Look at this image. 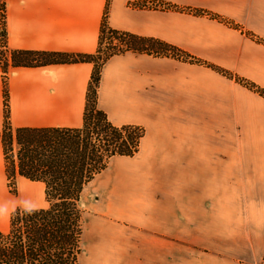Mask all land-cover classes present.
Masks as SVG:
<instances>
[{
	"label": "crops",
	"instance_id": "1",
	"mask_svg": "<svg viewBox=\"0 0 264 264\" xmlns=\"http://www.w3.org/2000/svg\"><path fill=\"white\" fill-rule=\"evenodd\" d=\"M107 3L111 28L197 61L128 51L102 65L97 108L144 135L83 188L91 216L83 210L78 264H253L256 229L243 215L231 229L230 217L258 212L264 228V98L218 69L264 90V0H3L7 44L93 54ZM92 70L9 67L11 127H80ZM3 110L0 69V130ZM7 178L0 144L3 232L16 208L46 207L42 182L16 173L12 194Z\"/></svg>",
	"mask_w": 264,
	"mask_h": 264
},
{
	"label": "trees",
	"instance_id": "2",
	"mask_svg": "<svg viewBox=\"0 0 264 264\" xmlns=\"http://www.w3.org/2000/svg\"><path fill=\"white\" fill-rule=\"evenodd\" d=\"M144 6V4H137ZM3 9V0H0ZM105 8L97 50L93 54L16 50L8 46L4 14L0 16V69L3 81L4 118L0 144L8 178L16 173L44 185L46 207L16 210L7 231H0V264H78L81 252V192L113 156H134L144 135L143 127L112 124L97 108V88L102 65L125 52L196 62L179 48L155 38L137 36L111 28ZM89 62L93 65L87 87L82 125L78 128L13 129L9 122L7 71L9 67ZM224 76L258 93L264 90L229 72ZM16 147V151L14 150Z\"/></svg>",
	"mask_w": 264,
	"mask_h": 264
},
{
	"label": "rangeland",
	"instance_id": "3",
	"mask_svg": "<svg viewBox=\"0 0 264 264\" xmlns=\"http://www.w3.org/2000/svg\"><path fill=\"white\" fill-rule=\"evenodd\" d=\"M153 56V55H151ZM154 57H159V56H154ZM171 58V57H169ZM174 59V58H173ZM16 151V147L14 149ZM7 190H9L10 193L15 194L16 190H15V181L14 178H7ZM253 200L246 198V205L251 204ZM4 205V204H2ZM82 206V210H84V217L86 219H88L91 216L90 211L87 208V205L84 203L81 205ZM23 210L21 208H16L15 210H13L12 212L9 213V216L16 210ZM239 215H243L244 216V225L246 226V230H249L252 228L256 229V232L254 233V238H253V243H252V247L253 250L255 252V254H260L258 259H255L253 264H264V228H261L260 224L258 223L261 219V214L258 212H252V213H239V214H231L230 217V227L232 228H238L239 225L241 224V222H239L237 220V216ZM232 216H236V218L234 219ZM246 216V217H245ZM83 224V223H82ZM251 225V226H250ZM253 225H255V227H253ZM2 225L0 224V227ZM83 228V227H82ZM254 231V230H253ZM83 232V229H82ZM82 238V236H81ZM232 244V243H231Z\"/></svg>",
	"mask_w": 264,
	"mask_h": 264
},
{
	"label": "built area",
	"instance_id": "4",
	"mask_svg": "<svg viewBox=\"0 0 264 264\" xmlns=\"http://www.w3.org/2000/svg\"><path fill=\"white\" fill-rule=\"evenodd\" d=\"M3 14V9L0 7V16H2Z\"/></svg>",
	"mask_w": 264,
	"mask_h": 264
}]
</instances>
